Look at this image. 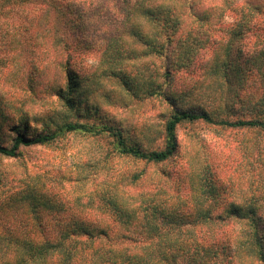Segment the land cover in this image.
Segmentation results:
<instances>
[{"label":"trees","instance_id":"1","mask_svg":"<svg viewBox=\"0 0 264 264\" xmlns=\"http://www.w3.org/2000/svg\"><path fill=\"white\" fill-rule=\"evenodd\" d=\"M226 18L232 19L228 25L223 23ZM211 28L229 36L211 39ZM258 28L264 30V0H0V40L14 52L12 58L23 50L39 56L40 50L46 62L43 68L62 72L65 86L54 95L57 104L70 114L74 112V117L82 80L74 67L87 58L85 52L91 55L92 50L99 54L97 64L102 73H118L120 85L130 96L141 92L146 99L158 98L172 109L164 122L159 148L146 150L128 143L113 127L97 128L71 120L69 115L54 129L35 136L23 133L28 129L23 124L14 130L8 146L0 145V156L15 158L21 148L50 145L66 136L105 134L114 139L118 157L156 165L177 154L176 129L183 124L205 123L264 133V91L248 85L247 78L238 74L243 68L236 58L242 36ZM209 44L214 46L204 71V96L209 98L202 103L204 108H182L180 97L189 96V92L176 96L168 79L174 69L189 67L192 58ZM136 60L142 62L143 69L129 76L127 62ZM155 61L160 67L149 72L147 63ZM250 65L251 69L244 70L257 72L254 83L261 85L263 81L264 88V46L252 55ZM248 88L253 90L248 98L256 107L254 117L231 120L233 90L245 92ZM161 181L148 178L144 172L116 174L107 180L98 179L90 194L83 190L73 196L71 205L62 201L46 206L54 217L34 225L40 239L35 235L33 241L14 236L2 240L13 251L12 264H218L217 250L224 241L220 237L211 242L200 237L189 240V231L211 223L212 211L219 208L203 207L201 201L189 207L187 196L171 194L160 186L166 179ZM206 193L214 199L212 188ZM221 211H226L230 220H253L249 212L233 203ZM221 216L222 212L216 217L219 220ZM250 238L257 261L264 264V238L256 228Z\"/></svg>","mask_w":264,"mask_h":264},{"label":"rangeland","instance_id":"2","mask_svg":"<svg viewBox=\"0 0 264 264\" xmlns=\"http://www.w3.org/2000/svg\"><path fill=\"white\" fill-rule=\"evenodd\" d=\"M231 22L232 19L226 18L223 23L228 25ZM219 31L211 28L208 37L229 36ZM262 46V28L246 32L236 49L240 50L236 58L238 66L243 68L238 74L247 78L248 85H256L263 92V81H260L261 85L254 83L257 72L244 70L252 66L250 59ZM213 50L214 46L209 44L192 58L189 67L172 71L168 79L171 90L176 96L189 92V96L180 97V107L204 108L202 103L206 104L209 98L204 96L207 93L204 71L209 66ZM40 52L37 51V56L23 50L19 57L12 58L14 52L0 40L1 146H8L15 136L14 130L23 124L28 126L23 133L35 136L54 129L55 124L70 115L71 120L97 128L113 127L122 132L128 143L146 150L161 147L163 125L171 107L158 98L146 99L141 92L137 97L130 96L120 85L118 73L111 76L102 73L97 64L99 54L92 50L91 55L85 52L87 58L78 60L79 64L74 67L82 79L75 98L77 111L74 117V112L70 114L57 104L54 95L56 90L65 86L62 72L54 67L44 69L46 62ZM221 57L224 59V55ZM146 67L151 72L160 67V63L148 62ZM140 68L143 69L141 61H129L126 73L136 76ZM232 73L236 76L237 70ZM252 91L250 88L245 92L233 90L230 96L234 97L231 120L254 117L256 107L248 98ZM176 136L177 154L156 165L118 157L113 149L114 139L105 134L66 136L50 145L21 148L15 158L0 156V238L3 237L0 239V264L13 262V251L2 240L14 236L33 241L35 235L40 239V231L35 226L54 217L46 206H56L62 201L71 205L72 197L83 190L90 194L98 179L105 177L107 180L129 172H144L148 178L163 182L166 179L160 186L167 187L165 189L171 194L174 191L187 196L189 207L201 201L203 207L219 208L212 211L211 223L189 231V240L200 237L211 242L212 238L220 237L224 241L225 244L217 250L218 264H261L257 261L256 247L249 244L255 228L264 238V133L196 123L178 126ZM211 188L215 192L214 199L206 193ZM29 196L37 199L32 201ZM230 203L249 212L253 220H230L226 211H221ZM221 212L223 216L218 220L216 216ZM228 243L232 247H228Z\"/></svg>","mask_w":264,"mask_h":264}]
</instances>
